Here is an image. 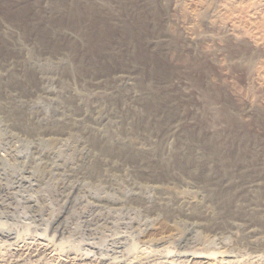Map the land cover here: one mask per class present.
<instances>
[{
	"label": "rangeland",
	"instance_id": "374dc122",
	"mask_svg": "<svg viewBox=\"0 0 264 264\" xmlns=\"http://www.w3.org/2000/svg\"><path fill=\"white\" fill-rule=\"evenodd\" d=\"M258 72L264 0H0V246L264 264Z\"/></svg>",
	"mask_w": 264,
	"mask_h": 264
},
{
	"label": "bare ground",
	"instance_id": "6f19581e",
	"mask_svg": "<svg viewBox=\"0 0 264 264\" xmlns=\"http://www.w3.org/2000/svg\"><path fill=\"white\" fill-rule=\"evenodd\" d=\"M175 2H176V0H175ZM174 5L176 6V3ZM218 10H219V8H218ZM220 11H217V12H220ZM193 18H195V17H193ZM234 23H235V21H234ZM238 23H239V20H238ZM232 24H233V22H232ZM233 27H234V25H233ZM235 30L233 29L231 32L232 33L234 32V34H237L235 32ZM258 71H260V70H258ZM256 72H257V70H256ZM256 75L257 76H255V78H257L261 83L264 84V75H262L261 72H258ZM252 185H254V183ZM252 185L250 184V186H252ZM30 242H33V241H30ZM35 242H36V240H35ZM63 246H64L63 242L58 241L57 238L53 237V236H52V238H48L45 241H44V239H43V241L39 240V242L33 243V245H30V244L29 245H27V244L26 245L25 244L24 245H21V244L18 245L15 243L13 245L10 244V246L9 245L8 246L7 245H1L0 246V258H3L6 253L7 254L9 253V255L10 254L16 255L15 262L18 264L20 262L25 261V260L29 261L30 259L33 261L34 264H94L93 259L90 258L89 256L75 255L73 257H64L61 254ZM132 251H133V249H132ZM181 254L182 255L179 257L180 258L179 260L182 261V259H183L184 261H187L188 263H195V264H239L241 261L239 259L240 257H238L239 255L238 256H229V255H225L223 253H217L214 251L211 253H207V252L206 253H199L198 251L197 252L191 251V252H184V253L181 252ZM258 255H255L253 257H255V258L260 257ZM157 257H158V253L153 251V250H150V249L149 250H146V249L140 250V249H138V247H134L133 254L129 259L125 260L123 258L125 261H123V262L120 261L119 263H116V264H144V263L149 264L148 262H152V261L155 262L154 260L158 259ZM164 257L166 258L165 264H175V263L177 264L174 257L171 256L170 251H168V253L165 254ZM244 262H246V261H244ZM13 264H15V263H13ZM108 264H110V263H108Z\"/></svg>",
	"mask_w": 264,
	"mask_h": 264
}]
</instances>
